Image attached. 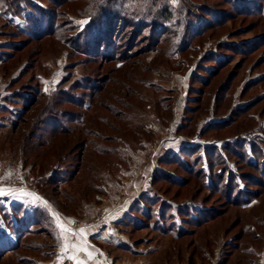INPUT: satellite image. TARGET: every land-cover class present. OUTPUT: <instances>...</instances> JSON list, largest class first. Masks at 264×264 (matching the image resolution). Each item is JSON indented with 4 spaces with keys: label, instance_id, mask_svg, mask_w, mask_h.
I'll return each instance as SVG.
<instances>
[{
    "label": "rangeland",
    "instance_id": "rangeland-1",
    "mask_svg": "<svg viewBox=\"0 0 264 264\" xmlns=\"http://www.w3.org/2000/svg\"><path fill=\"white\" fill-rule=\"evenodd\" d=\"M103 1L33 0L47 14L57 12L56 19L62 24L54 36L41 39L29 18L31 9L24 7L22 16L0 9V187L17 192L9 195V204L23 201L27 209L43 205L29 203L21 190L36 194L71 230L63 235L65 241L85 229L86 237L109 264H264V46L247 56L243 51L219 49L229 43L240 49L264 36L262 19L234 10L244 4L242 0H128L140 7L139 19L149 23L132 28L118 20L103 51L117 56L109 59L91 49L89 17ZM245 2L249 6L245 8L255 10V2ZM87 3L92 4L90 10ZM97 11L104 25L102 11ZM206 11H212L219 24L209 28L206 20H214ZM220 12H230L233 18L223 20ZM15 42H21L19 52L9 49ZM210 51L231 54V62L221 65L216 77L207 73L215 65L203 63ZM87 75L111 77L108 90L102 95L96 91L97 96L86 101L96 104L89 113L91 118L95 111L105 116L99 105L102 99L107 105L121 107L110 93L116 82L131 91L124 100L130 107L122 124L121 117L117 121L119 133H110L114 142L102 143L114 155L101 157L89 148L75 178L58 177L52 182L56 170L76 169V156H68L69 145L63 144L68 136L64 135L54 139L57 145L51 150L36 148V141L26 145L23 138L29 131L23 136L22 130L27 123L18 118L25 101L19 95L30 92L25 86L40 87L47 95H55L63 87L75 90V82ZM77 90L81 97L86 94ZM63 108L79 110L70 104ZM16 122L19 128L15 130ZM244 138H249L246 144L236 147ZM196 144L213 146L207 149L210 156L204 150L185 155L180 162L174 160L175 153ZM222 156L232 172L221 171L218 162ZM207 160L215 161L210 166ZM229 174L232 180L227 183ZM230 190L234 199L241 197L242 205L225 200L232 194ZM237 191L241 193L237 195ZM251 191H257L259 197L249 201ZM162 202L170 205L164 208V219ZM179 205L189 212L180 215ZM203 212L222 217L198 226L195 216L203 218ZM47 224L27 234L19 251L1 253L0 264H50L55 260L61 232L54 217ZM9 230L0 218V236ZM203 230L215 231L209 243L201 236ZM241 238L242 246L246 245L234 251L229 244ZM170 244L180 250H172L170 259L161 262V249ZM28 246L37 251H29Z\"/></svg>",
    "mask_w": 264,
    "mask_h": 264
},
{
    "label": "trees",
    "instance_id": "trees-1",
    "mask_svg": "<svg viewBox=\"0 0 264 264\" xmlns=\"http://www.w3.org/2000/svg\"><path fill=\"white\" fill-rule=\"evenodd\" d=\"M242 1L244 3L243 5L238 4L237 5L238 8H235L234 6L233 9L242 10L240 14L241 13H244L246 15L247 14L248 15L258 14L259 18L262 19L261 21H263L262 24H264V0H258V1L249 0L250 2H255L254 4L255 10H251V8H245V7H249L247 5V2H245L247 0H242ZM237 2L239 3V0H237ZM227 4L232 7V4L229 1L227 2ZM86 6H87V9L89 8V10L92 8V4L90 5L89 3H87ZM24 7H28L29 9H31V15H29V18L30 17L33 18L34 26L37 25L36 34H38L39 39L44 38L46 36H54V34L58 32V29L62 27V24L58 23L56 19V16L58 14L57 12L55 13V16L54 14L49 15L47 14L48 12L47 9L44 10L42 7L40 8V6H38L36 2H33V0H0V9H2L3 12H8L13 15H21V16L24 15V14H21L22 12L25 13ZM95 7L97 8L94 10L93 15L91 14L89 17L91 19L90 26L93 27V28L92 27L90 28V33H91L90 39L92 38L91 42L93 45L91 46V49L95 48V49H92V51L105 53L106 55H104V57L108 56L109 59H114V57L117 58L116 55H113V54L109 55L108 53L103 52L107 48L106 47L108 44L107 39L110 33H112L113 29H116L115 23L119 20V23H123V22L128 23L126 27L139 28L145 23H147L148 21L146 19H139V17L142 16L140 14L142 12L139 10L140 7L133 6V4L132 5L129 4L128 0H104L102 3H100L99 5ZM97 10L102 11L101 14H103L104 21H105L104 25L103 23H101L102 16L96 13L98 12ZM211 12L212 11H206L207 15H209V19L213 18L214 20V23L210 22V20H206L209 23V26H208L209 28H212L214 27V25L219 24V21H217V19H215L213 16L214 13H211ZM158 13H159V10H158ZM143 14H146V11L143 12ZM221 14H224L223 17H221L223 18V20H230L233 18V14L230 12H222ZM47 15L49 16L48 20L46 17ZM152 15H155V14L153 13ZM132 16L134 17L138 16L136 17L137 20L136 19L132 20ZM26 17H27L26 20L30 22L31 18L29 19L28 16ZM110 20H112V23L110 22ZM186 35L187 33H185V37ZM90 39H89V42H90ZM159 41L161 40H158L156 44H159ZM236 45L237 44H234V43L232 44L229 43V44H224V45L222 44L219 47V49L220 50L225 49L226 51H229V52L233 51L235 53L237 51L239 52L243 51L242 54H245L247 56V55H250L258 51V49L261 46H264V36L257 37L256 39H254V41H252L249 44L244 43L243 47H240V49H238L239 47ZM20 46H21V42H18V43L15 42V43L10 44L9 49L15 52H19ZM119 53L117 52L116 54H118L119 55L118 57L121 58V54ZM229 55H226V54L218 55V51H210L209 53L204 55L203 63L208 62V63H213L215 65V66H212V68L209 69L207 73L211 76L214 75V77H216L222 70V68L220 70L218 68L221 65H223L227 60H229V62L227 61V64L231 62L230 61L231 56ZM123 57H124L123 59H126V55H124ZM29 67H27V69ZM203 69L208 70L204 67ZM94 72L99 73V70L97 68H94ZM26 73H27V70L23 73V75ZM104 77L103 76L95 77L94 75L93 76L87 75L82 79V81L75 82V85L77 84L76 86H74L75 90H71L70 88L66 89L63 87L59 90L60 92L56 93L55 95L54 94L53 95L44 94L43 90L40 87H36V89L34 90L33 89L34 87L32 88L31 86H25L24 89L29 88L30 92L29 93L24 92L23 94L19 95L20 99H23L25 101L24 110L22 111L21 115L19 114L20 116H18V118L20 119V121L22 122L24 121L25 123H27V125L25 124V128H23L22 130L23 136L26 130L29 131L28 134L26 133V138L28 136L29 137L27 139L23 138L26 141V145H30L31 142L33 143V141H36L38 143L37 145V143L35 142L36 148L38 147L39 149L41 147L47 146L49 150H51V148L53 149L57 145L56 142H54V139L57 138V136L59 135H64V136H68V138H65L63 142V144L65 143L66 146L67 144L69 145V147H67L69 155L68 154L67 155L76 156L75 157L76 165H77L76 169L71 170V171L69 170V172L65 171V173H60L58 170H56L53 174H51L50 180L52 182H54L55 179H58V177L62 178L63 180L65 179V177L75 178V176H77L78 172L80 171V167L82 166V163H83V158L89 155V148L93 147L95 152L96 153L98 152L97 154L100 156L101 155L103 156L114 155V153H112V150L111 149L106 150V148L102 146V143L103 142L104 143L114 142V135L110 133L114 132L115 135L119 133V130L116 126L117 121L120 122L119 117H121V124H122V122L124 121L122 117H126V113H128L126 109H129L130 106L128 105L129 103L128 104L127 102L124 103V100L128 99L126 95H129L131 91L129 89H128L129 92L126 91V87L125 85H123L121 81L118 83L116 82V85L113 87V89L111 88L110 93H111V96H113L114 98V102H117L118 105H120L122 108L119 106L121 109L120 108L117 109L116 104H114L115 107L110 104L107 105L106 102L103 101L102 99L101 101L103 103L100 102L99 105L102 107V109H104L105 116L98 115L97 113L99 111H95L94 112L95 118L94 117L91 118L89 113L92 110H95L96 104L94 103L87 104L86 101L87 99L92 100L94 97H96L97 96L96 91L102 95L103 92L108 90L107 83L111 81V77L107 75ZM18 80H15L14 82ZM119 83H121V85H117ZM210 83L211 82H208L206 86L209 85ZM81 84H83L84 87H82ZM77 89L83 90L86 94L82 97L79 96V94H76L78 93L76 92L78 91ZM41 98L46 99V101L43 103H40ZM68 104L78 107L79 110L69 111L68 108H63V107H66V105ZM28 114L29 116H27ZM78 125H80L81 127L80 126L78 127ZM17 128L19 127L16 122L14 129L16 130ZM108 131H110L109 134H107ZM74 133H76L77 135L75 136V138H72ZM248 139L249 138L242 139L243 144H240V145L236 144V147H240V148L243 147L244 143L246 144ZM261 141L264 142L263 139ZM95 142H97V144ZM212 147L213 146L207 147L206 145H200V144L185 146V148H182L178 153H175L173 155V158L174 160L179 159V162H180L181 159H184L185 155L186 156H190L191 154L195 155L196 153H200V151H204L209 148L211 149ZM227 147L228 146H224L225 149H227ZM253 147H256V143L253 144ZM105 151H108V152H105ZM209 152L210 151L207 150L208 156H210ZM254 153L256 152L253 151V154ZM42 155H44V152L40 153V156ZM207 161L209 162L211 166L213 164L212 161H215V160H211V161L207 160ZM227 163H228V160H226L223 156L220 157V162H218V164L221 165V168H220L221 171L222 169H225L226 172L227 170L228 172H232L230 171L228 167L229 165ZM221 174H222L221 172L218 173V176L221 177ZM229 177L227 178V183L230 182V180H232L231 174H229ZM253 183L256 186H262L261 182L260 183L253 182ZM217 188L219 189L218 184L216 186V189ZM230 193L232 194L231 195L227 194L228 197L225 200L230 201L233 199L234 201L232 204L235 206H238L239 204H241L242 201L239 202L241 197L234 199L233 198L234 191L230 190ZM240 193L241 191H237L236 194L238 195ZM250 194H252L251 197L247 198L249 201H252L253 199L259 197V195H256L257 191H251ZM140 200L143 201L144 198L141 197ZM246 204H248V202H245L244 205ZM146 207H147L146 209L148 210L151 209V205L150 206L147 205ZM169 207L170 205L168 203H165V204L164 202L160 203V210H161L160 215L162 216L163 219H164V215L162 214H164L165 212L164 208H169ZM0 211L2 214L3 221L4 223H6V228L10 229L9 230L10 232L8 233L5 232L3 236H0V255L5 254L7 252L19 251L21 249L22 242L27 237V234L37 231V229H39L37 227H43L44 223L46 225L47 222L49 221L52 222V219H53V216L50 214L49 208L46 209L44 205L35 206L30 209H27L25 205L21 202L13 203L10 205H4L2 203V200L0 199ZM185 211L187 213L189 212L188 209L183 210L182 206L179 205V208H178L179 214L181 215L182 214L181 212H185ZM199 211L200 210H197V212ZM145 212L147 213L148 216L150 215L148 211H145ZM207 213L208 212H203V215H204L203 218L202 217L200 218L199 214L195 216V218L197 217V219H199L197 221L198 226L200 224L202 225L203 223L207 224L210 221L212 222L222 217L220 215H216L215 213H212L211 215H208ZM203 231L204 232L201 236L203 239H205V243H209V239L210 240L213 239L215 231L214 233L212 231H211L212 233H209L206 230H203ZM208 235H212V236L208 237ZM241 243H242V238L239 239L238 242H234L233 244H229V245L233 246L232 248L234 251H240L242 247L246 245V242L244 243L243 246ZM27 249H29V251H32V250L37 251L36 247L32 248L31 246H28ZM161 250L162 251L160 255L162 254L161 256L162 259H160V261L163 262L164 259H170L168 257L172 253V250L178 252L180 249L179 247H177V245L170 244L168 248L166 249L162 248ZM248 262H250L249 259H248ZM30 264H32V262H30Z\"/></svg>",
    "mask_w": 264,
    "mask_h": 264
},
{
    "label": "crops",
    "instance_id": "crops-1",
    "mask_svg": "<svg viewBox=\"0 0 264 264\" xmlns=\"http://www.w3.org/2000/svg\"><path fill=\"white\" fill-rule=\"evenodd\" d=\"M6 189V188H5ZM2 200V203L4 205H10L15 202H11L12 198L7 195L4 197H0ZM23 201H21L22 203ZM25 207H27V203L24 204ZM37 206L36 204H33L30 206V208ZM0 218H2V214L0 211ZM78 235V237H77ZM81 235V236H80ZM67 244V251L64 249V245ZM87 249V251H84L83 249ZM97 247L93 240L90 238H87L84 233H80L79 230L74 232V234L70 235L69 238H67V241L64 240V236L61 235V241L59 243V250L56 254V259L50 262V264H77V261H82L83 264H109L105 263V259L102 256L101 252H98ZM88 253H91V258L89 257ZM70 256H75V259H69Z\"/></svg>",
    "mask_w": 264,
    "mask_h": 264
},
{
    "label": "snow or ice",
    "instance_id": "snow-or-ice-1",
    "mask_svg": "<svg viewBox=\"0 0 264 264\" xmlns=\"http://www.w3.org/2000/svg\"><path fill=\"white\" fill-rule=\"evenodd\" d=\"M80 23H85V22H80ZM21 194L25 197H28L29 198V203H43V205L45 206V208L47 209L48 206H47V202L46 201H42L41 198H39L36 194L34 193H31V192H28L26 190H21ZM7 195H17V192L16 190L14 189H5V188H2L0 187V197H4V196H7ZM50 211V209H49ZM50 214L54 217L55 219V222L57 224V227L60 229V232H61V235L63 236L65 233L67 232H70L71 230L66 228V226L60 221L59 219V214L58 213H55V212H51L50 211ZM70 219V218H69ZM74 222V221H73ZM79 232L80 233H84L85 232V229H79ZM67 247L68 245L65 244L64 245V249L65 251H67ZM84 251H87V249H83ZM89 257L91 258V253H88ZM69 259H75V256H70ZM77 264H83L82 261H77Z\"/></svg>",
    "mask_w": 264,
    "mask_h": 264
}]
</instances>
